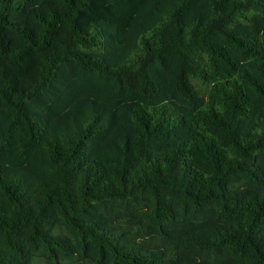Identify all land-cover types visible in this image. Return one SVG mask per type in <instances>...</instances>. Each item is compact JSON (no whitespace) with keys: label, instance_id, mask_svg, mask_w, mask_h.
Masks as SVG:
<instances>
[{"label":"trees","instance_id":"16d2710c","mask_svg":"<svg viewBox=\"0 0 264 264\" xmlns=\"http://www.w3.org/2000/svg\"><path fill=\"white\" fill-rule=\"evenodd\" d=\"M264 264V0H0V264Z\"/></svg>","mask_w":264,"mask_h":264},{"label":"rangeland","instance_id":"374dc122","mask_svg":"<svg viewBox=\"0 0 264 264\" xmlns=\"http://www.w3.org/2000/svg\"><path fill=\"white\" fill-rule=\"evenodd\" d=\"M72 264H90V263L73 262Z\"/></svg>","mask_w":264,"mask_h":264}]
</instances>
